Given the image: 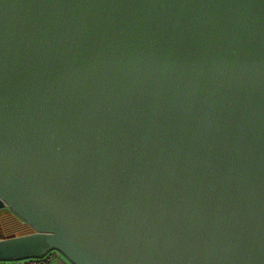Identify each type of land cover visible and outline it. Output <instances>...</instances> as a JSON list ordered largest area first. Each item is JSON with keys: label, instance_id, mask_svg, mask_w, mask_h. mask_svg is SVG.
Listing matches in <instances>:
<instances>
[{"label": "water", "instance_id": "1", "mask_svg": "<svg viewBox=\"0 0 264 264\" xmlns=\"http://www.w3.org/2000/svg\"><path fill=\"white\" fill-rule=\"evenodd\" d=\"M0 261L264 264V0H0Z\"/></svg>", "mask_w": 264, "mask_h": 264}, {"label": "built area", "instance_id": "2", "mask_svg": "<svg viewBox=\"0 0 264 264\" xmlns=\"http://www.w3.org/2000/svg\"><path fill=\"white\" fill-rule=\"evenodd\" d=\"M2 237L4 236L2 233H0V239ZM60 255L61 254H59L57 250H51L40 257H28L18 260L0 261V264H55V259L58 258Z\"/></svg>", "mask_w": 264, "mask_h": 264}, {"label": "crops", "instance_id": "3", "mask_svg": "<svg viewBox=\"0 0 264 264\" xmlns=\"http://www.w3.org/2000/svg\"><path fill=\"white\" fill-rule=\"evenodd\" d=\"M4 218L13 221L16 226L18 225V227L24 229V233L22 234L29 233L32 231V228L13 212H7L5 210H1L0 220H3ZM55 264H72V263L68 261L65 257L60 255L58 258L55 259Z\"/></svg>", "mask_w": 264, "mask_h": 264}, {"label": "rangeland", "instance_id": "4", "mask_svg": "<svg viewBox=\"0 0 264 264\" xmlns=\"http://www.w3.org/2000/svg\"><path fill=\"white\" fill-rule=\"evenodd\" d=\"M7 212H12L10 210H6ZM0 233L3 234L4 237L14 236V235H21L24 233V229L16 226L13 221L4 218L3 220H0ZM59 252V251H58ZM62 256H64L61 252H59Z\"/></svg>", "mask_w": 264, "mask_h": 264}]
</instances>
